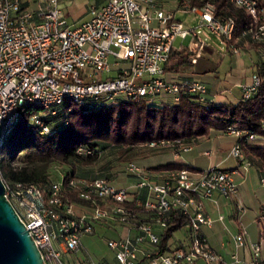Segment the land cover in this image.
<instances>
[{
  "label": "built area",
  "instance_id": "built-area-1",
  "mask_svg": "<svg viewBox=\"0 0 264 264\" xmlns=\"http://www.w3.org/2000/svg\"><path fill=\"white\" fill-rule=\"evenodd\" d=\"M231 3L251 15L243 35L254 43H264V0ZM181 11L196 14L201 23L184 25L177 17ZM235 27L233 17L217 16L213 0L201 5H194L192 0H105L92 5L90 18L79 24L70 23L63 0H0L2 144L26 105L43 109L30 118V123L41 134L52 135L53 127L43 117L55 115L66 99L86 108L101 101L117 104L121 100L169 98L177 103L184 95H196L200 102L209 103L206 84L168 80L165 68L177 39H189V58L196 64L209 42L204 31L231 40ZM231 48L239 54L236 45ZM99 74L109 76L103 80L94 77ZM260 83L261 78L254 75L253 82L244 86L242 100L255 94ZM262 126L264 129V120ZM226 132L236 137L231 155L249 168L252 164L240 141L244 131L232 126ZM256 138L249 135V139ZM158 144L152 142L150 146ZM190 149L181 146L173 153L180 158ZM77 152L102 153L82 147ZM125 172L135 180L128 186H117L105 177H71L48 187L5 183L6 195L45 264H109L78 256L83 250L82 236L95 232L98 221L126 226L127 236L108 240L118 264H227L202 229L213 224L204 201L215 193L227 199L237 195L233 171L184 167L153 173L128 162ZM71 192L78 194L79 205L93 212L76 216V203L68 197ZM237 209L244 211L241 204ZM175 211L189 217L190 237L177 248L169 243L163 249L161 233L169 227ZM235 245L251 251L246 264H264L262 242L248 241L245 229L235 236ZM232 258L234 263L243 262L237 253Z\"/></svg>",
  "mask_w": 264,
  "mask_h": 264
},
{
  "label": "trees",
  "instance_id": "trees-1",
  "mask_svg": "<svg viewBox=\"0 0 264 264\" xmlns=\"http://www.w3.org/2000/svg\"><path fill=\"white\" fill-rule=\"evenodd\" d=\"M206 1L192 0V3L201 5ZM213 1L218 17H233L236 21L233 36L227 41L231 46L244 34L252 20L251 15L245 9L235 7L231 0ZM186 53L178 55L189 58ZM172 58L173 52L170 60ZM256 72L261 78L257 92L236 104L202 103L196 95H184L177 103L171 100L156 103L149 99L121 100L117 104L101 101L95 107L86 108L66 99L57 107L55 115L43 117L53 127L52 135L41 134L30 123V118L41 114L43 109L26 105L21 109L15 129L0 148V174L9 185L22 183L43 187L60 179L68 181L71 177L101 178L105 175L88 178L78 173L79 166L90 165L100 156L98 152L80 154L77 152L79 147L102 153L117 148L123 157L158 150L173 152L181 146H193L213 133L226 132L232 126L244 131L240 141L252 166L264 170V143L260 141L264 138V63L258 64ZM15 131L18 136L12 139ZM249 135L257 138L249 139ZM162 141L165 144L162 145ZM152 142L159 144L152 147ZM60 166L65 168L62 174L56 173ZM184 167L188 165L182 161H170L148 170L167 173ZM68 197L76 204L82 202L76 192H71ZM189 224V217L175 211L169 227L161 233L163 249L175 232Z\"/></svg>",
  "mask_w": 264,
  "mask_h": 264
},
{
  "label": "crops",
  "instance_id": "crops-1",
  "mask_svg": "<svg viewBox=\"0 0 264 264\" xmlns=\"http://www.w3.org/2000/svg\"><path fill=\"white\" fill-rule=\"evenodd\" d=\"M214 39V43L208 42L204 47L203 56L196 64H193L190 58H181L178 55L180 52H189V42L186 44V40L182 41L181 39H177L174 44L173 58L165 68L164 77L172 81L196 80L202 82L208 87V98L211 103L236 104L242 100L244 86L250 85L253 82V77L257 73L258 64L264 63V43H254L247 36L242 35L233 44L239 49V54H235L231 48L232 45L229 46L227 44L228 40L219 37ZM171 71H174L175 75H173L174 73L170 74ZM170 100L169 98H157L154 101L162 103ZM235 141L236 137L233 134L227 132L213 133L210 137L201 138L197 144L191 146V149L186 152L189 153L195 147L202 146L203 154L208 157L213 155L212 160L209 159L206 164H203L199 161L198 156L186 159L183 155L180 158H176L173 155L172 161H182L188 167L196 170L217 167L223 170L233 171L234 179L238 184L237 195L234 198L227 199L223 195L215 193L211 199L204 201L206 210L213 219V223H237L241 231L244 229L247 231L248 241L262 242L264 246V191L262 190L259 195L260 209L263 213L260 214V211L247 209L244 206L245 204L240 196V188L247 183L251 168L256 167L251 165L249 168H245L239 160L231 155V148ZM223 152H228V156L221 155ZM231 157L236 162L224 166ZM257 170L261 186L264 188V184L262 183L264 170ZM238 204L244 207L243 212L238 211ZM230 209L231 214L228 216L229 220H227ZM220 216L224 217L223 220L219 219ZM212 225L208 228H211ZM238 234H235L234 237ZM221 246L225 247V244L221 243ZM212 247L220 253L216 247ZM236 253L242 256L241 259L243 262L234 263L233 261L232 263L230 259L231 255L227 253L220 254L227 264H246L252 256L251 251L246 248L242 249L241 253ZM262 256L264 257V249Z\"/></svg>",
  "mask_w": 264,
  "mask_h": 264
},
{
  "label": "rangeland",
  "instance_id": "rangeland-1",
  "mask_svg": "<svg viewBox=\"0 0 264 264\" xmlns=\"http://www.w3.org/2000/svg\"><path fill=\"white\" fill-rule=\"evenodd\" d=\"M105 0H63L64 8L68 16L70 23L79 24L83 21H86L90 18V7L94 4H99ZM177 17L180 21L186 26H195L201 23L199 17L189 11H181L177 14ZM204 30V29H203ZM204 34L208 37L209 42H215L217 36L212 35L204 31ZM189 39L186 40L188 44ZM190 54V51L188 52ZM174 71H171L170 74H173ZM175 75V73L173 74ZM109 75L99 74L94 77L100 80L107 79ZM156 103H161L156 101ZM164 103V102H162ZM42 113V112H41ZM18 136V131H15L11 138L15 139ZM264 143V138L260 140ZM155 152V153H154ZM152 153L144 152L137 156H122L119 154L117 148H110L104 153H101L99 158L90 165L79 166L78 173L84 174L88 178L98 177V175H105V178L110 179L117 186H128L132 184L135 180L128 176L125 172V167L128 162H135L144 168H151L159 164L167 163L172 161L173 152L158 150ZM182 155L188 158H194L198 156L201 163L206 164L211 157L205 156L203 154V147H195L193 151L189 153H182ZM221 155L228 156V152H223ZM236 160L231 157L224 166H228ZM64 167L60 166L56 168V173L62 174ZM153 172V171H151ZM160 173V172H153ZM241 200L244 202V206L247 209H254L260 211V214L263 211L260 209V192L262 188L260 183V177L258 175V170L256 168H251L250 176L247 183L240 188ZM234 198V197H232ZM233 207V206H232ZM234 209V208H232ZM74 212L76 216H82L84 214H91L93 211L88 207L76 204L74 205ZM231 214V209L227 215V220H229V215ZM258 224V223H257ZM256 224V225H257ZM259 227V226H257ZM95 232L92 234H85L82 236L83 241V250L78 254L80 259L91 258L97 262H108L109 264H118L115 259V252L108 247L109 239L124 238L127 236L126 226L122 223H101L100 221L94 223ZM203 234L206 236L209 244L216 247L221 254L231 255L230 259L233 263L232 254L236 252L241 253L242 249H237L234 242V235L241 233L239 225L237 223H213L211 228L208 226L203 227ZM188 237H190V227L186 226L173 234L170 244L173 248H177L180 245H183ZM221 243L225 244V247L221 246ZM264 249V246H263ZM240 258L242 256L238 254Z\"/></svg>",
  "mask_w": 264,
  "mask_h": 264
},
{
  "label": "water",
  "instance_id": "water-1",
  "mask_svg": "<svg viewBox=\"0 0 264 264\" xmlns=\"http://www.w3.org/2000/svg\"><path fill=\"white\" fill-rule=\"evenodd\" d=\"M3 136L0 123V148ZM0 264H45L38 246L6 195V184L1 174Z\"/></svg>",
  "mask_w": 264,
  "mask_h": 264
}]
</instances>
